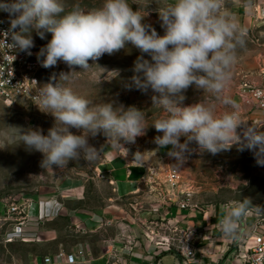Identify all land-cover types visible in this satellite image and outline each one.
Wrapping results in <instances>:
<instances>
[{"label": "clouds", "instance_id": "obj_1", "mask_svg": "<svg viewBox=\"0 0 264 264\" xmlns=\"http://www.w3.org/2000/svg\"><path fill=\"white\" fill-rule=\"evenodd\" d=\"M150 2L103 0L98 8L85 11L76 5L65 11L63 0H0V11L7 12L10 18V27L0 38V44L31 55V33L35 31L41 39L45 33H51L50 41L37 54L38 59L44 57L42 67H54L63 61L70 69L79 66L84 71L95 64L90 65V60L95 62L104 54L112 55L131 44L142 53L134 62L131 85L145 93L151 90L155 107L168 113L152 123L163 134L155 138L160 147L171 145L169 155L182 163L186 159L184 153L190 151L189 142L212 155L236 145L253 151L257 163L264 166V130L251 124L241 136L237 129L246 122L239 115V104L223 95L247 43V29L226 7L227 0L164 3L158 9L162 36L144 22L148 13L141 14ZM133 4L138 5L136 10ZM253 6V0H245L246 10ZM9 37L11 43L7 42ZM75 73H61L58 80L67 81ZM51 79L57 80L55 76ZM193 86L214 94L231 111L217 116L213 106L202 103L180 106L185 99L183 93ZM90 103L57 82L44 84L37 106L51 114L55 124L47 135L41 129L14 127L18 130V144L42 153V167L52 170L54 165L62 169L81 156L89 161L95 159L98 151L89 145V135L102 131L108 141L115 139L119 143H134L144 135L148 124L141 110L134 106L114 107L113 103L90 107ZM70 128L83 130V134H73ZM181 137L186 138L184 143L180 142ZM253 208L264 211L261 206H253L248 198L226 204L219 222L224 237L237 238L241 221Z\"/></svg>", "mask_w": 264, "mask_h": 264}, {"label": "rangeland", "instance_id": "obj_2", "mask_svg": "<svg viewBox=\"0 0 264 264\" xmlns=\"http://www.w3.org/2000/svg\"><path fill=\"white\" fill-rule=\"evenodd\" d=\"M240 1L227 0L226 7L233 13V7ZM63 2L65 11H70L76 5L87 11L100 7L103 0ZM132 2L133 0H129V3ZM169 2L171 0H161L158 4L157 0H151L145 10L141 9L142 15L148 13L144 22L151 24L161 36L164 35V29L161 27L158 9ZM132 8L136 10L138 5L133 4ZM0 17L10 20L7 12L0 11ZM31 35L34 41V47L31 49L37 54L51 39V33H45L44 39L35 31ZM141 55L138 49L129 44L126 49L112 55L104 54L95 62L90 60V65L93 63L96 65H92L87 71L81 70L79 66L70 69L63 61H58L56 66L50 68L41 65L38 77L42 86L49 82H57L61 86L69 87L77 95L88 99L91 102L90 107L113 103L114 107L134 106L145 113V122L148 125L144 135L137 137L134 143L123 140L119 143L115 139L108 141L102 131L96 136L89 135V145L98 151V156L90 161L81 156L79 160L69 161L62 169L55 165L52 170L42 167L43 154L27 149L23 143L18 144V130L14 127L41 129L42 134L47 135L48 130L55 124V118L39 109L37 106L39 101L20 99L6 103L0 99V203L27 202L55 190L65 180L91 179L95 177L97 168L103 162L102 153L105 150L129 149L134 154L137 165L144 166L146 173L149 172L148 168L156 172L152 178L153 184L143 182L141 196L165 193L167 188L163 183L164 169L170 167L178 170L180 176L178 190L188 192L193 201L202 208H224L229 202H238L245 198L250 199L253 206L264 208V166L257 163L253 151L234 145L229 150L212 155L206 151L201 152L195 142H189L190 151L184 153L186 159L181 163L169 155L171 145L160 147L155 142V138L163 134L157 132L152 123L166 117L168 113L159 106L155 107L152 100L154 93L151 90L145 93L131 85L134 62ZM143 56L151 60L147 54ZM43 59L44 57L39 58L40 63ZM73 70L77 73L69 80H58L61 73ZM232 71V80L223 95L239 104V115L246 122L237 129V132L243 136V129L251 124L264 130V116L252 109V104L240 91L242 82L250 80L260 83L264 79L263 27L247 29L246 49L240 52V60ZM53 76L57 78L56 81H52ZM183 95L185 99L180 102L182 107L202 103L205 106H213L217 116L225 111H231L214 94L203 92L194 86L189 87ZM70 131L76 135L83 134V130L75 128H70ZM185 139L181 137L180 142L184 143ZM148 179L146 181L150 182ZM88 181L90 200L94 204H101L97 199L94 182ZM103 191L107 194V187H104ZM65 235L70 242L72 233L66 230ZM28 250L37 251V248L24 246L18 242L7 243L0 238V264H25Z\"/></svg>", "mask_w": 264, "mask_h": 264}, {"label": "crops", "instance_id": "obj_3", "mask_svg": "<svg viewBox=\"0 0 264 264\" xmlns=\"http://www.w3.org/2000/svg\"><path fill=\"white\" fill-rule=\"evenodd\" d=\"M244 3L241 0L233 7L239 23L247 29L264 28V0H253L250 10ZM133 156L129 149H107L95 177L65 180L38 199L23 202L27 216L24 234L13 242L37 248L28 250L25 264H243L241 255L254 242L248 240L246 248L239 250L238 241L241 234H249L264 211L246 220V230L242 226L244 218L235 239L224 237L220 230L224 208L180 211L173 207L167 214L158 194L141 196L147 173ZM88 180L94 182L101 204L90 200ZM102 187H107V194ZM155 207L159 210L152 214ZM12 219L0 203V238L4 242L13 231ZM151 219L178 229L172 247L157 246L147 238ZM66 230L73 235L70 242ZM166 233L170 234L169 230L160 231V235ZM186 245L193 247L194 256L180 251ZM60 253L65 256L60 258ZM68 255L74 256V263L67 262Z\"/></svg>", "mask_w": 264, "mask_h": 264}, {"label": "built area", "instance_id": "obj_4", "mask_svg": "<svg viewBox=\"0 0 264 264\" xmlns=\"http://www.w3.org/2000/svg\"><path fill=\"white\" fill-rule=\"evenodd\" d=\"M261 15L264 19V9H261ZM10 27V20L5 17H0V38H3V33ZM8 43H11L10 37ZM31 55L19 49L9 50L0 44V99L6 103H12L20 99L28 101H39V90L42 87L38 73L41 68V63L37 58V52L30 49ZM241 94L251 104L252 109L261 113L264 116V79L259 83L257 81L246 80L240 86ZM152 168V167H151ZM147 179L151 180L144 182L147 184L152 181L156 172L148 168ZM155 174V175H154ZM163 183L166 185L165 193H156L162 200V208L168 214L170 209L175 207L180 211L201 210L199 204L193 201L188 192H180V176L178 170L175 168L164 169ZM155 181V180H154ZM7 208V213L13 216V231L6 237L5 242L11 243L17 238L23 237L24 226L27 221L25 213V204L19 203H4ZM159 209L152 208L151 213H157ZM258 211L253 209L250 214L245 218L243 228H248L247 219L253 217ZM148 235L147 238L157 246L172 247L173 243L177 240L178 229L171 227L168 228V223L161 224L160 219L148 220ZM264 216L258 217L253 225L250 227L249 234H241L238 241L240 248H246L248 240H252L254 245L243 255L241 260L243 264H264ZM161 230H169V233L160 235ZM180 251L186 252V256L192 257L195 255L193 247L188 245L180 247ZM241 252V251H240ZM238 253V256L240 255ZM65 254L60 253L59 257H64ZM67 262L74 263L75 258L73 255L66 257Z\"/></svg>", "mask_w": 264, "mask_h": 264}]
</instances>
